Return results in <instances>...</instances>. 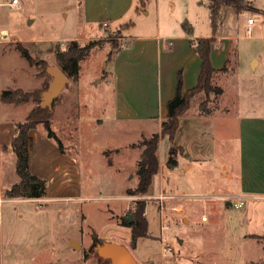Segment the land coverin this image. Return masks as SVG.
Returning <instances> with one entry per match:
<instances>
[{
    "label": "crops",
    "instance_id": "obj_1",
    "mask_svg": "<svg viewBox=\"0 0 264 264\" xmlns=\"http://www.w3.org/2000/svg\"><path fill=\"white\" fill-rule=\"evenodd\" d=\"M164 1H155V20H150V11L141 14L143 8L150 4V0H74L78 22L69 34L61 33L62 36L54 37L50 42H30L41 45L53 43L65 45L72 41L82 45L93 41L103 42L101 46L95 47L92 53L97 48L106 49L112 45L111 39H114L117 42L116 48L113 50L112 46L107 59L110 66L108 64V69L101 73V78L98 80V83L113 80L114 114L108 121L123 124L129 131H133L134 125H138L143 135H151L147 137L148 139L167 126V105L176 95L179 78L182 80L183 94L199 84L202 59L196 51V46L199 40H213L210 50V62L214 69L212 85L221 92L223 107L203 113L199 106L193 105L194 96L191 99V107L179 119L174 141L172 142L169 136L160 140L157 150L159 171L153 176L148 193L141 198L138 197L147 201L146 209L151 204L158 206L160 236L150 233L146 211L148 237L139 238L135 248L132 247V231L129 227L130 248H126L141 264H155L151 254L153 247H159L161 264H166L165 260L170 259L172 253L163 255L165 243L161 227L164 226L168 213L174 214L184 225H192L191 216L194 212L192 206L188 205L190 201L200 199L206 201L201 224L210 220L205 210L209 207L213 210L219 209L220 200L226 201V206L229 207L232 206L231 200L243 198L251 204L250 211L254 212L257 207L264 214V0H246L249 9L242 11L243 28L247 30L248 35L243 37V85L238 82L239 90L234 98L236 99L234 106L238 104L239 112L236 116V126L232 130V124L229 123L232 108L229 100H225L224 95L228 91L223 85L228 74L233 71L239 72L242 66L240 53L234 46L238 37L233 34L218 33L223 26L218 23L215 31L213 27L210 31L205 26L202 30L199 29L197 21L193 18L198 14H203L205 18V11L207 12L205 7L211 0H170L172 12L176 9L182 11L185 6V13H181L182 17L179 16L172 22L163 18ZM249 17L254 18L251 26L247 24ZM131 24L134 27L139 25L138 35L124 36V30ZM0 32L11 34L6 29H1ZM114 34L117 37L110 38ZM22 59L24 65H30L25 58ZM74 82L75 85H80L78 84L80 74L78 80ZM4 88L0 85V261L2 262L5 261V257L18 251L11 241L14 233L20 230L22 222L34 214L40 215L30 208L17 209L15 205L41 206L40 204L45 203L49 206L69 202L78 206L87 199L85 196L87 188L81 170L83 147L69 140L71 128L75 129L79 124L72 116L61 115V111L69 105L68 102L60 100L61 98L53 104L51 128L62 142L63 152L53 139L47 137L43 125H38L30 132L33 146L30 150L29 170L33 175L46 181L45 197L39 199L6 197L7 190L19 182V178L17 180L15 177L16 172L12 170V163L16 165V157L11 145L16 125L26 120L33 106L29 102L23 103L27 108L26 113H22L13 103L4 102L1 98ZM67 91L65 100L69 101L73 91H70V88ZM59 118L62 119L61 124L57 121ZM55 123H57V131L54 130ZM102 123L104 121L98 120V124ZM61 132L65 134L66 141L59 137ZM220 132L222 136L218 138ZM135 144L137 143H129L128 150L123 149L122 155L126 158L130 157L128 151L132 152L136 149L137 146H133ZM140 144L137 149L141 154L143 148ZM173 145L179 151H173ZM101 153L107 157L108 164L113 166L115 163L113 158L120 154V149L107 148ZM139 161L133 158L127 164L119 163L123 166L121 168L117 166L116 169L118 182L123 184L117 198L127 205L135 200V195H129L127 191H134L139 181L136 173L137 184L129 188L127 182L131 174L128 171L134 170ZM62 208L65 209L66 206ZM203 217L207 219L203 221ZM5 223L8 225L7 228ZM28 223L31 224L30 221ZM10 224L15 225V229L10 230ZM85 236L83 235V238ZM255 236H264V233H248L244 239L255 240L264 255V244ZM69 238L68 236L66 244L63 243L64 239L61 243L54 237L52 241L47 240L42 243L40 252L32 254V260L40 255L49 259L56 252L71 258L74 256L75 259L77 255L83 253L81 260L97 258L102 264H111L110 259L99 256L96 247L104 243L124 246L117 241L102 240L103 242L99 241L92 252L91 248L97 240L95 238L86 253L84 248L86 249L87 246L84 241L77 242L80 248L76 249L72 244L74 240ZM55 247H58V250ZM187 258L192 260L191 256ZM262 258L264 257L259 260ZM253 262L256 261L248 263Z\"/></svg>",
    "mask_w": 264,
    "mask_h": 264
},
{
    "label": "rangeland",
    "instance_id": "obj_2",
    "mask_svg": "<svg viewBox=\"0 0 264 264\" xmlns=\"http://www.w3.org/2000/svg\"><path fill=\"white\" fill-rule=\"evenodd\" d=\"M11 1L0 0V30L6 29L11 33L3 36L0 32V85L5 87V90L20 88L24 92L37 91L41 94V98L51 81L43 63L48 67H58L57 53L66 49L68 43L65 45L56 43L41 45L30 42H50L53 41L54 37L62 36L61 33H64L63 35L69 34L78 22L77 7L73 4L74 0H19L20 4L14 7L8 4ZM155 1L150 0V4L141 12V14H145L146 11H150V20H155ZM212 4L213 2L210 1L209 5L205 7L207 10V12L205 11V18L203 14H198L193 18L197 21L200 30L204 26L207 30H212L210 10ZM163 9V18L171 20L170 22L179 16L182 17L181 13H185V6L183 12L177 9L172 12L170 0L164 1ZM217 23L223 25L218 33L233 34L238 37L234 46L238 49L242 61L240 71L230 72L223 85V88L228 91L224 95L226 96L225 100H229L232 108V113L229 116L232 130L236 126V116L239 112L238 104L236 107L234 106V100H236L234 98L238 93L239 84L243 85V37L247 36L248 33L243 28L242 12H238L228 4L219 8ZM138 28L139 25L134 27L131 24L124 30L123 35H138ZM13 35L14 37H12ZM116 37L115 34L110 36V38ZM111 40L112 45L106 49L97 48L81 62L80 83H78L80 85H75V82L69 79L65 86L66 89L58 98V100L61 98L60 100L68 102L67 105L69 104L66 109L61 111V115H70L79 124V127L71 128L69 140L72 143L77 142L83 147V151H80L83 154L81 170L87 188L85 192L87 199H84L78 206L76 203L69 202L50 204L49 206H46L45 203L40 204L41 206L33 204L17 207L19 204L15 205L17 209L30 208L40 215L34 214L22 222L20 230L14 233L11 241L13 245H16L17 253L5 257V261H0V264H102L97 258L81 260L83 253L77 255L75 259L74 256L71 258L56 252L49 259L40 255L32 260V254L41 251L42 243L47 240L52 241L53 237L59 243L64 239V244L68 243V236L76 242L84 241L87 246L86 249L84 248L86 253L95 238L98 242L104 240L117 241L130 248L128 241L130 228L121 224L127 215H133L136 202L140 200L138 197L141 198L142 196L135 195V200L130 201L129 205L117 198L123 184L118 182L116 169L117 166L120 168L123 166L120 164H127L133 158L140 160L141 154L137 148L144 139L151 135H143L138 125H134V130L129 131L127 126L123 124L108 121L114 114L113 80L102 83H98V80L101 78V73L108 69L109 51L112 50V46L113 50L116 48L117 42L114 39ZM18 41L28 49L32 57L33 62L29 66L23 64L24 59L16 47ZM99 42V46H101L103 42ZM68 88L73 91L69 101L65 100ZM192 101L193 105L199 106L200 109L203 105L207 110H219L223 107L219 90L208 96L204 93L196 95ZM29 104L33 108L38 105L33 99H30ZM13 105L19 107L22 113H26L27 105L23 106V103ZM53 107L50 114L53 113ZM98 120H102L104 123L98 124ZM57 121L61 124L62 119L59 118ZM220 122H222L221 119ZM56 124L54 125L55 131L58 129ZM221 132L218 133V138L222 136ZM59 137L63 141L67 140L63 132ZM129 143H137L133 145L137 147L132 152L128 151L130 157L126 158L122 155V151L123 149L128 150L127 145ZM107 148L120 149V154L113 158V162H115L113 166L108 164L107 157L101 153L103 149L106 150ZM12 160L14 161V159ZM12 168L15 172V163H12ZM137 169L135 167L131 172L128 171L131 174L127 182L129 188L137 184ZM15 177L18 180L16 174ZM213 201L215 200L213 199ZM145 202L147 204L146 200ZM204 202L206 201L200 199L188 203L194 212V215L191 216L192 225L190 226L184 225L172 213L166 215L163 225L168 228L162 231L163 241L169 244L172 249L170 259L165 260L166 264H200L203 261L206 264H264V258L259 260L264 257L261 247L255 240L246 241L244 239L248 233H264V214L257 207L254 212L250 211L252 206L248 201H245L246 205L242 209L237 210L233 206H226V201L220 200L219 209L213 210L209 207L205 210L210 220L201 224ZM62 206H66V208L63 209ZM157 212L158 206L156 204H151L146 209L150 233L159 237L160 225ZM28 221L31 222L30 225ZM196 222L199 223L196 224ZM7 227L8 225L5 223V228ZM13 228L15 229V225L10 224V230ZM9 232L6 233L9 234ZM83 235L86 236L83 238ZM255 238L264 244V236H255ZM55 249L58 250V247ZM151 254L155 264L162 263L159 247H153ZM187 256H191L192 260L188 259ZM249 261L256 262L248 263ZM137 262L141 264L139 260Z\"/></svg>",
    "mask_w": 264,
    "mask_h": 264
},
{
    "label": "trees",
    "instance_id": "obj_3",
    "mask_svg": "<svg viewBox=\"0 0 264 264\" xmlns=\"http://www.w3.org/2000/svg\"><path fill=\"white\" fill-rule=\"evenodd\" d=\"M213 4L210 6L212 27L215 31L217 28V14L219 8L222 5H231L238 12L248 10V4L246 0H211ZM212 39H202L198 41L196 51L202 59V70L199 78V84L196 88L188 91L186 94L182 93V80L179 78L177 91L175 97L168 103V122L160 133L154 134L151 138L144 139L141 142L140 147L143 148L140 161L137 164V176L138 185L137 188L132 191L128 190L129 195L145 196L149 188L152 185V178L159 171V160L157 158V150L160 140L169 136L173 142L176 131L179 126L180 117L191 107V99L201 93L207 96L213 92H218V89L212 85V77L214 69L210 62V50ZM100 45L99 41L89 42L86 45H81L77 41L69 42L66 49L57 53L58 68L67 77L77 81L81 62L84 61L91 53V51ZM116 46V44H115ZM17 50L21 53L31 65L33 60L30 56L28 49H26L22 43L16 44ZM111 54L109 55V59ZM45 70L47 65L43 63ZM37 91L24 92L23 90H4L1 93V98L4 102L20 104L27 103L30 99L37 102V106L33 108L26 120L23 123L16 125V132L12 139V148L16 157L15 172L19 178V182L14 184L6 192L7 198H23V199H39L45 197L46 181L33 175L29 170L30 150L33 146V140L30 136V132L35 130L38 125H43L49 139H53L59 149L63 152V145L60 139L51 128V114L50 109H44L41 107L42 97ZM201 112L209 113L204 105L201 107ZM173 151H179L174 145ZM146 202L145 200H138L136 202V209L133 213L134 221L127 223L122 220V225L130 227L132 231V247L135 248L139 238L148 237V223L145 218ZM98 241L94 242L91 251Z\"/></svg>",
    "mask_w": 264,
    "mask_h": 264
},
{
    "label": "water",
    "instance_id": "obj_4",
    "mask_svg": "<svg viewBox=\"0 0 264 264\" xmlns=\"http://www.w3.org/2000/svg\"><path fill=\"white\" fill-rule=\"evenodd\" d=\"M47 73L52 77L48 89L42 94L41 107L44 109H52L53 104L57 103L58 97L65 88L68 79L62 71L54 66L47 67ZM127 223L134 221V216L129 214L125 217ZM74 248H80L79 243L72 241ZM96 252L102 258L110 259L111 264H137L135 258L130 251L123 245L116 243H104L96 247Z\"/></svg>",
    "mask_w": 264,
    "mask_h": 264
},
{
    "label": "built area",
    "instance_id": "obj_5",
    "mask_svg": "<svg viewBox=\"0 0 264 264\" xmlns=\"http://www.w3.org/2000/svg\"><path fill=\"white\" fill-rule=\"evenodd\" d=\"M11 7H14V6H18L19 5V0H12L9 4ZM254 23V18L253 17H249L248 20H247V24L249 26L253 25ZM107 24H104V26H106ZM161 199V198H160ZM245 200L246 199H243V198H240V199H237V200H231V201H234L232 202V206L237 209V210H240L243 208V206H245ZM175 211V208L173 209ZM207 218L206 217H203L202 220L205 221ZM168 227L167 226H162L161 227V230L164 231L166 230ZM163 255L164 256H167L169 254H171L172 252V249H171V246L169 244H164L163 245Z\"/></svg>",
    "mask_w": 264,
    "mask_h": 264
},
{
    "label": "bare ground",
    "instance_id": "obj_6",
    "mask_svg": "<svg viewBox=\"0 0 264 264\" xmlns=\"http://www.w3.org/2000/svg\"><path fill=\"white\" fill-rule=\"evenodd\" d=\"M2 34H3V36H5L7 33L6 32H3Z\"/></svg>",
    "mask_w": 264,
    "mask_h": 264
}]
</instances>
